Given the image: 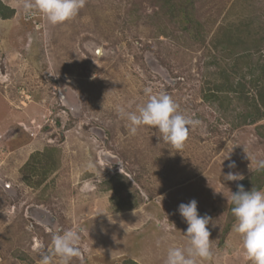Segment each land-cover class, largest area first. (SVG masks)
<instances>
[{
  "label": "rangeland",
  "instance_id": "374dc122",
  "mask_svg": "<svg viewBox=\"0 0 264 264\" xmlns=\"http://www.w3.org/2000/svg\"><path fill=\"white\" fill-rule=\"evenodd\" d=\"M0 2V264H264V188L226 227L264 120L233 128L203 99L218 28L263 38L264 0H194L195 40L148 0Z\"/></svg>",
  "mask_w": 264,
  "mask_h": 264
},
{
  "label": "trees",
  "instance_id": "16d2710c",
  "mask_svg": "<svg viewBox=\"0 0 264 264\" xmlns=\"http://www.w3.org/2000/svg\"><path fill=\"white\" fill-rule=\"evenodd\" d=\"M151 5L157 7L151 18L157 17L163 20L170 29V34H191L195 40L199 36L202 27L201 22L194 15V0H148ZM14 15V10L0 2V19L8 20ZM180 31V32H179ZM245 27L241 26H221L217 30V38L212 44L213 56L208 60L206 66L216 67V77L212 88L207 87L203 92V99L211 105L217 104L216 109L220 111L222 117L229 121L233 128H238L248 124H258L264 120V36L263 38L250 39ZM167 36V34H163ZM197 35V36H195ZM258 56L253 61L254 56ZM223 94L236 97L237 101L244 105L239 108L229 110L225 107ZM256 135L264 140V124L256 126ZM52 150L31 156L25 164L27 174L36 175L39 164L43 168L40 179L36 181V186L40 185L47 175L55 170L52 162ZM37 161V162H36ZM35 162V163H34ZM38 175V174H37ZM30 184V180L25 178ZM264 188V165L258 170L242 179L235 187L233 198L228 210L226 227L240 220L245 211V203L250 197L256 195ZM122 264H138L132 259H126Z\"/></svg>",
  "mask_w": 264,
  "mask_h": 264
},
{
  "label": "crops",
  "instance_id": "0c3cea01",
  "mask_svg": "<svg viewBox=\"0 0 264 264\" xmlns=\"http://www.w3.org/2000/svg\"><path fill=\"white\" fill-rule=\"evenodd\" d=\"M136 262V261H135ZM231 264V262H229Z\"/></svg>",
  "mask_w": 264,
  "mask_h": 264
}]
</instances>
